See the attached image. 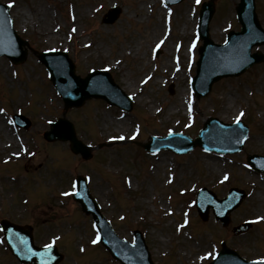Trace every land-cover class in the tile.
<instances>
[{
    "label": "rangeland",
    "instance_id": "obj_1",
    "mask_svg": "<svg viewBox=\"0 0 264 264\" xmlns=\"http://www.w3.org/2000/svg\"><path fill=\"white\" fill-rule=\"evenodd\" d=\"M0 1L13 5L14 28L33 48L64 49L81 75L107 69L134 99L130 112L101 99L68 109L66 116L76 123L78 137L95 146L92 156L83 160L68 150L67 142L42 138L49 121L61 116L63 104L35 54L19 66L0 58V219L30 224L37 244L55 241L64 256L58 264H119L92 243L90 216L64 195L82 173L118 235L131 239L133 231L140 230L155 264H207L221 240L246 259L264 258V173L250 169L245 160L247 152L264 154V62L238 77L221 79L208 96L192 100L187 78L194 66L189 64L187 73L184 53L200 9L194 0L170 7L171 29L154 57L153 45L166 15L160 0ZM236 1L215 0L210 21L214 41L224 39L228 24L238 28ZM115 4L122 7L119 18L112 24L101 22ZM256 8L264 27V0H256ZM174 55L181 63L177 77ZM16 112L30 118L26 131L12 123ZM241 112L249 133L238 153L198 147L184 155L166 150L150 154L138 144L170 131L195 136L204 117L231 122ZM121 135L123 140L118 139ZM99 143L105 145L96 147ZM202 186L219 197L231 186L245 189L226 227L212 214L206 221L197 215L192 200ZM247 219L254 221L250 228L234 235L232 227ZM2 238L0 231V264H20Z\"/></svg>",
    "mask_w": 264,
    "mask_h": 264
},
{
    "label": "water",
    "instance_id": "obj_2",
    "mask_svg": "<svg viewBox=\"0 0 264 264\" xmlns=\"http://www.w3.org/2000/svg\"><path fill=\"white\" fill-rule=\"evenodd\" d=\"M208 8V6L206 7ZM244 9H245V0L241 4L239 8V14L241 17L244 15ZM250 21L254 23L255 29L258 30V26L254 22L253 16L251 15ZM205 27V25H204ZM243 32H247V26L244 24ZM202 37L205 39L204 46L200 49L201 51V58L199 61L198 66V73L196 76V80L200 79L201 72L203 73L204 68L203 66L209 63V61H214L216 56L211 55V50L207 49L210 47V42L207 39L204 33H202ZM234 36L232 35L230 40H233ZM263 41V39H253L251 44H243L241 41L236 42L232 41L231 45L233 47L232 57L236 60V69L235 70H229L226 72H218L215 71L211 75H209L205 79L206 87L209 88L211 83L221 76L225 74H238L241 72L245 67L252 64L253 62L258 60V57L252 56L249 58L248 50L250 48V45L253 43H260ZM23 41L18 39L16 36H14L11 28H10V21L7 16L6 9L1 7L0 8V55L5 54L8 57H10L15 62H20L24 59V52L21 50V46L23 45ZM241 46V49L238 50ZM39 57L41 60L46 64L48 70L50 71L51 78L53 80L54 85L58 88V90L61 92L64 100L65 105L71 106V105H80L84 99L90 97V96H99V97H105L107 100L112 102V100L108 97V95L111 92L118 91L116 86L113 84L110 76L107 73H97V79L99 81L103 82V85H107L105 89L95 87L92 88L91 86V79L95 75H89L88 77L84 79H80L73 74V65L69 61V59L66 57V55L58 54V53H52V54H40ZM249 58V60L246 62V60ZM206 64V65H207ZM197 95H201L200 92H198ZM114 102H117L114 100ZM124 108H127L124 104H122ZM215 123V122H212ZM57 127L56 131H51L49 138L52 139L54 136H52L55 132H58ZM206 131V130H204ZM60 135L69 136L74 144L75 149H79V145L76 144L77 142L74 140L72 135H69V132L61 133ZM201 144L200 140H196L194 143H191L190 146L193 144ZM236 204V203H235ZM234 206V205H233ZM232 206V208H233ZM231 209V208H230ZM229 210V209H228ZM103 236L106 238V231H103ZM110 244H107L110 251L113 253V255L122 261L123 264H136L140 257L143 255V250L140 246L134 245L133 248H130L127 244H121L118 242V240L109 239L108 240ZM123 243V242H122ZM212 264H244L241 259H239L235 253L228 251L226 249L222 250L220 254L218 255L217 259Z\"/></svg>",
    "mask_w": 264,
    "mask_h": 264
},
{
    "label": "snow or ice",
    "instance_id": "obj_3",
    "mask_svg": "<svg viewBox=\"0 0 264 264\" xmlns=\"http://www.w3.org/2000/svg\"><path fill=\"white\" fill-rule=\"evenodd\" d=\"M199 2H200V0H197V3H199ZM12 6L13 5L11 3H9L8 7L11 8ZM73 31H75V29H73ZM157 47H160V45L158 44ZM242 115H243V113H241V116ZM239 119H240V117H237V121L236 122H239ZM118 138L121 139V140L124 139L123 136L118 137ZM224 179L227 180L228 179V176L225 175ZM64 195H68V193H64ZM261 219H264V218H261ZM185 223H187V221H185ZM98 240H99V236H97V238L95 240H93L92 243L95 244V243H97ZM45 247L46 248H50L51 245H46ZM255 264H264V261H257V262H255Z\"/></svg>",
    "mask_w": 264,
    "mask_h": 264
},
{
    "label": "bare ground",
    "instance_id": "obj_4",
    "mask_svg": "<svg viewBox=\"0 0 264 264\" xmlns=\"http://www.w3.org/2000/svg\"><path fill=\"white\" fill-rule=\"evenodd\" d=\"M159 31L162 33V30H159ZM182 94H183V93H182ZM182 94H181V95H182Z\"/></svg>",
    "mask_w": 264,
    "mask_h": 264
}]
</instances>
